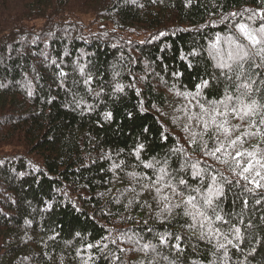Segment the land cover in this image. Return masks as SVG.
<instances>
[{
  "label": "trees",
  "instance_id": "obj_1",
  "mask_svg": "<svg viewBox=\"0 0 264 264\" xmlns=\"http://www.w3.org/2000/svg\"><path fill=\"white\" fill-rule=\"evenodd\" d=\"M260 13L264 0H0V264H264V192L206 154L216 129L196 118L241 83L264 103L261 46L239 29ZM217 187L228 223L212 227L231 243L184 215L189 192L203 205Z\"/></svg>",
  "mask_w": 264,
  "mask_h": 264
},
{
  "label": "snow or ice",
  "instance_id": "obj_2",
  "mask_svg": "<svg viewBox=\"0 0 264 264\" xmlns=\"http://www.w3.org/2000/svg\"><path fill=\"white\" fill-rule=\"evenodd\" d=\"M233 15H236L233 13ZM261 19L264 20V13H260ZM239 29L245 38L251 43V45L261 46L258 51V55H261V58L264 59V24L258 30L250 29L248 25L240 24ZM237 48L240 50L235 53H229V59H232L236 64L237 69V78L244 74V62L248 58V52L244 51L243 46L237 44ZM221 67H227L229 71L233 70L232 64H221ZM259 67V65H257ZM255 83V81H252ZM208 84L207 81H204L201 85H198V88L206 87ZM119 90H123L122 87L118 86ZM244 89V91H240ZM251 84L250 83H241L237 86V92L240 93L238 97L235 98L233 103V97L226 94L225 100L219 101L218 103L223 106L217 107L213 104L210 108H206L203 104H199L201 112L203 115H199L196 118L199 119L205 131V134L208 131H211L214 126L216 131L214 133L216 137V144L213 149L208 150L207 144L203 145L206 150V154L211 155L217 159H220L222 163L229 165V170L237 177L235 181L236 184H239L241 181L244 182L243 191L248 192H264V148H261L260 145H254L251 148H246L245 144L250 143L251 139H259L264 142V103L258 102L256 99H251L250 103H245L244 100L246 97L251 94ZM178 95H181L178 93ZM185 96L191 95V93L183 94ZM199 103V102H197ZM110 116L111 114H106ZM229 116L236 117L242 122L245 121L246 117L259 116V121L255 119H248V129L241 131L239 127L230 126ZM207 117V119L205 118ZM217 117H220V120H217ZM193 117H189L192 119ZM254 129V130H253ZM235 133H239L236 135ZM223 137V139H220ZM195 143V141H193ZM219 154V155H217ZM146 167H151V165H146ZM195 167V166H193ZM163 171V170H162ZM225 182L228 184H233L232 180L225 178ZM159 183V179L157 180ZM179 184H186V181L181 179ZM213 184H215V178H213ZM247 185H252V187H247ZM166 187L171 188L173 195L184 196V192H177V188L171 184L166 185ZM157 193L161 191L160 188L156 189ZM193 191L199 192V189H194ZM211 192V190H210ZM222 187H217L215 190V196L210 195L209 197L204 198V203L201 205L197 201V197L192 195L190 192L187 194V198L183 201L184 204L188 205L190 209H186L184 215L190 216L195 224L197 218H202L200 227L204 228L205 224L208 225V231L205 233L207 236H220L224 235L220 232L219 228H213L212 225L215 222L228 223L223 216L220 215L218 204H214V199L223 196ZM164 200H167L168 197H163ZM244 205L247 206L248 201H243ZM257 204L260 203V200L257 199ZM175 207H181L180 204H176ZM211 211L212 215H209ZM243 223V221H240ZM251 226V225H249ZM233 231L236 233V239H240V229L233 228ZM162 242H165L162 237ZM179 239V237H177ZM224 239L228 240L227 235H224ZM115 243V241H113ZM228 243H231V240H228ZM237 247V245H233ZM89 248L93 245H88ZM106 247V245H105ZM179 249V245H175ZM220 248H225V244H220Z\"/></svg>",
  "mask_w": 264,
  "mask_h": 264
},
{
  "label": "rangeland",
  "instance_id": "obj_3",
  "mask_svg": "<svg viewBox=\"0 0 264 264\" xmlns=\"http://www.w3.org/2000/svg\"><path fill=\"white\" fill-rule=\"evenodd\" d=\"M84 20H87V18H84ZM105 24H106L105 26H106L107 28H114V27H113V25H112V24H111L112 26H111V25H109V24H108V22H107V23H105Z\"/></svg>",
  "mask_w": 264,
  "mask_h": 264
}]
</instances>
